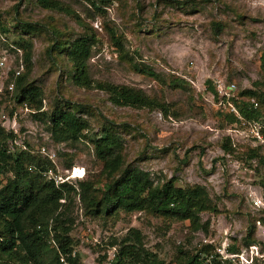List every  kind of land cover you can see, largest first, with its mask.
Returning <instances> with one entry per match:
<instances>
[{"label": "rangeland", "instance_id": "374dc122", "mask_svg": "<svg viewBox=\"0 0 264 264\" xmlns=\"http://www.w3.org/2000/svg\"><path fill=\"white\" fill-rule=\"evenodd\" d=\"M60 1L71 14L43 9L35 0H0V53L9 66L3 81H16L14 69L22 60L24 83L41 89L36 105L17 101L16 85L14 92L0 93V127L15 135L6 141L7 148L45 159L51 165L44 171L63 177L77 192L82 183L90 196L99 198L102 187L120 174L109 176L94 153L92 139L110 127L122 139V168L146 171L154 185L173 179L182 188L202 186L216 206V212L200 213L201 222L209 221L204 231L192 228L189 220L146 211L118 209L94 216L87 202L71 195L60 202L67 208L72 255L79 256V264H109L132 228L140 231L144 248L167 264L184 263L205 241L217 243L228 236L242 244L250 221L258 224L264 218V210L253 203L256 197L264 200V164L248 160L238 149L246 144L239 143L245 141L239 136L243 132L232 131L228 107L219 104L210 86L234 83L236 93L264 91V0ZM21 22L36 30L24 31ZM85 33L95 37L87 61L92 81L140 89L164 110L115 105L105 91L75 85L71 63L53 45ZM19 39L32 43L29 71ZM55 105L72 107L87 119L89 127L80 139L52 138L46 116ZM226 137L237 147L232 153L223 150ZM25 167L35 173L34 164ZM75 167L81 177H71ZM44 171L41 176L48 181ZM9 176L2 173L0 179ZM255 227L253 236L263 243V226Z\"/></svg>", "mask_w": 264, "mask_h": 264}, {"label": "trees", "instance_id": "16d2710c", "mask_svg": "<svg viewBox=\"0 0 264 264\" xmlns=\"http://www.w3.org/2000/svg\"><path fill=\"white\" fill-rule=\"evenodd\" d=\"M35 2L43 9L71 14L70 9L60 0H35ZM95 7L98 8L96 5ZM213 24L216 29L220 28L218 22ZM20 25L26 32L36 30L27 22H21ZM1 28L3 32L6 31V27ZM111 37L117 40L113 32ZM16 44L23 50L24 66L26 71H29L32 43L19 39ZM94 44L95 37L85 33L71 41L57 42L53 45V49L63 52L71 63L70 79L75 85L103 90L115 105L164 110L160 101L149 97L140 89L92 81L87 69V61ZM262 62L264 68V58ZM15 78L12 92L15 91L16 85L17 101L35 105L41 102V89L32 83H24L25 73L21 72ZM210 88L214 92V97L217 96L215 89L212 86ZM250 98L258 102L257 109L252 108V104L249 103ZM232 101L242 117L258 118L264 110V91L257 93L255 90L245 89L237 92ZM226 114L232 125L239 123L234 113L227 111ZM46 117L51 136L56 142L78 140L83 136V131L89 127L87 119L77 115L72 107L68 106L63 108L55 105ZM14 139V133L6 132L0 127V174L12 173V176L4 181L0 179V264H62L59 261L61 256H64L69 264H79V256L72 255V238L69 235L71 227L64 218L67 208L64 209L65 203L60 202L65 198L70 200L71 195L74 194H78L87 202L86 208L94 216L112 215L118 209L126 212L146 211L154 215L189 220L195 230L207 231L209 221L201 222V212H216V206L212 204L206 188L202 186L182 188L176 186L173 179L161 185H154L146 171L130 165L122 168L123 160L120 155L122 139L110 127H104L101 133L92 139L94 153L102 161L103 170L109 176L118 171L120 174L102 187L99 198L90 196L87 192L88 187L82 183L77 192L73 184L55 185L52 181L44 180L41 172L48 169L51 164L45 159H35L23 149L11 152L6 146V141ZM222 147L226 153H232L237 148L231 145V139L228 137L223 141ZM238 149L245 152L248 160L257 158L258 163L264 164V152L260 147L246 143L239 145ZM27 162L34 164V174L26 170ZM262 186H264V175ZM259 220L264 225V218ZM255 225L256 219L250 221L248 233L241 241L243 245L256 241L253 236ZM51 241L55 246H51ZM212 250L213 245L205 243L194 254H187L182 264H229L215 258L207 262V256ZM109 264L167 263L153 252L146 250L140 231L132 228L119 244L117 253Z\"/></svg>", "mask_w": 264, "mask_h": 264}, {"label": "built area", "instance_id": "2783aa9c", "mask_svg": "<svg viewBox=\"0 0 264 264\" xmlns=\"http://www.w3.org/2000/svg\"><path fill=\"white\" fill-rule=\"evenodd\" d=\"M17 50L20 52V49ZM0 69V93H3L4 91L12 92L14 89V81L9 80L6 85L3 81V75L7 78L9 70L7 56L3 52L0 53ZM22 70L23 63L22 60H20L19 65L14 69V77H17ZM215 91L219 99V104L227 105L228 112L234 113L239 120L238 125L231 127L235 134L243 132V134L239 136L244 138L245 141L239 143H249L252 146H258L264 150V111L261 112V115L258 118L246 119L242 117L239 114L235 103L232 101V98L236 97V85L234 83L217 82V85H215ZM249 103L252 104V108H258L259 104L254 98H250ZM44 173L50 174H47V179L48 181H52L55 185L65 182L63 177L56 174L54 175L51 170L44 171ZM72 174L73 173H71V177H74ZM253 203L256 206H261L259 209L264 210V200L256 197ZM257 222L258 224L256 225L263 226L262 233H264V225L260 221ZM256 230L258 229L256 228ZM205 242L213 245L211 254L207 256V262H210V260L215 258L221 261H226L229 264H264V242L262 243V241L257 240L248 245H243L227 236V238L221 239V241L217 243H213V240ZM60 258L62 264H69V262L63 257Z\"/></svg>", "mask_w": 264, "mask_h": 264}, {"label": "bare ground", "instance_id": "6f19581e", "mask_svg": "<svg viewBox=\"0 0 264 264\" xmlns=\"http://www.w3.org/2000/svg\"><path fill=\"white\" fill-rule=\"evenodd\" d=\"M76 169H79V168L75 167V168L73 169V171L71 172V173H73L72 175H73L74 177H81L82 175H79L78 173H76Z\"/></svg>", "mask_w": 264, "mask_h": 264}]
</instances>
